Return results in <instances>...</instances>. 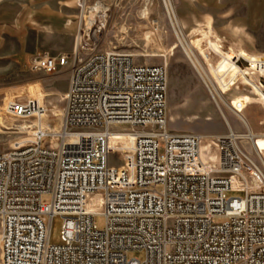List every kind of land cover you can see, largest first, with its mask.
I'll return each mask as SVG.
<instances>
[{
  "label": "built area",
  "instance_id": "1",
  "mask_svg": "<svg viewBox=\"0 0 264 264\" xmlns=\"http://www.w3.org/2000/svg\"><path fill=\"white\" fill-rule=\"evenodd\" d=\"M78 6L71 54L28 62L45 74L69 67L60 128L45 127L48 106L39 96L8 105L10 116L34 119L35 127L29 142L0 153L2 264H264V133L250 130L240 100L228 107L220 98L246 88L264 96L254 80L264 81V54L208 40L198 72L213 100L240 114L243 131L226 121L221 135L172 131L166 66L101 50L108 9ZM96 216L105 218L102 229ZM56 218L63 224L54 245ZM130 251L144 258L130 259Z\"/></svg>",
  "mask_w": 264,
  "mask_h": 264
},
{
  "label": "rangeland",
  "instance_id": "2",
  "mask_svg": "<svg viewBox=\"0 0 264 264\" xmlns=\"http://www.w3.org/2000/svg\"><path fill=\"white\" fill-rule=\"evenodd\" d=\"M169 1L177 21L169 17L164 0H0V153L11 150L17 143L29 142L32 136L28 123L34 119L14 118L7 113L11 99L24 103L28 95L43 98L48 106L43 123L51 125L56 131L60 128L63 97L69 85V67L45 74L32 72L28 62L36 54H71V51L64 49L71 41L74 46V31L78 28L80 16L78 4H100L108 9L101 50L130 53L139 64L166 66L170 130L203 136L221 135L227 133L228 128L224 123L227 121L242 132L243 128L236 118L239 116H235L218 98L220 105H216L202 81L204 74L200 75L192 66L178 42L176 32L184 35L198 59L200 47L208 48L207 52H211L208 40L218 41L217 45L214 43L216 46L234 53L262 55L264 0ZM68 21L71 22L69 25ZM196 38L199 42L194 41ZM207 75L210 78L208 72ZM254 80L260 81L264 87V81L256 77ZM246 89L247 92L233 90L227 93L222 97L223 101L228 103V100L251 98V102L245 105L247 109L243 116L249 124L248 117L253 115L251 118L256 132L251 130L249 124L250 130L257 135L263 134L264 96L258 90L255 95L250 88ZM259 95L262 99H258ZM24 121L28 123H21ZM12 123L14 126H9ZM23 126H27V130H21ZM46 144L45 139L42 147L45 148ZM258 144L263 148L264 140L260 139ZM234 196L238 195H228ZM43 202H50V196L45 195ZM95 223L102 229L105 218L96 216ZM62 224L61 218L52 221L51 244L60 243ZM127 257L142 260L144 253L130 251Z\"/></svg>",
  "mask_w": 264,
  "mask_h": 264
},
{
  "label": "crops",
  "instance_id": "3",
  "mask_svg": "<svg viewBox=\"0 0 264 264\" xmlns=\"http://www.w3.org/2000/svg\"><path fill=\"white\" fill-rule=\"evenodd\" d=\"M71 22L68 21V25L70 24ZM76 31V30H75ZM75 31H74V35H75ZM182 32V31H181ZM178 39V42L180 44V46L182 47L186 57L188 58V60L190 61V63L192 64V66L196 69V70H199V60H198V57L195 55V53L193 52L191 46L189 45V42L185 39L184 35L181 33L179 35V37L177 38ZM195 42H199L197 40V38L194 40ZM182 43V44H181ZM72 49H73V41L69 42V45H67V48L64 49L65 51H71L72 52ZM244 56H249L247 53L245 52H241ZM229 54V53H228ZM61 55H64L63 53L62 54H59L58 56H61ZM34 56V55H32ZM31 56V57H32ZM30 57V58H31ZM230 71V73L233 75L235 71H233V69L231 68V66H228V64L226 62H223L222 64V71L225 72V71ZM221 100L223 101V98L220 96ZM237 100V99H236ZM240 100L243 105H246L248 104L249 102H251V98L249 97H243L241 99H238ZM235 101V100H234ZM225 103V102H224ZM226 106H228L226 103H225ZM242 105V106H243ZM229 107V106H228ZM239 117H240V114H237ZM251 116L253 115H250V117H248L249 119V124H250V127H251V130H254L255 131V126H254V121H253V118H251ZM262 124H264V115L262 116ZM229 124V123H228ZM253 131V132H254ZM256 132V131H255Z\"/></svg>",
  "mask_w": 264,
  "mask_h": 264
},
{
  "label": "bare ground",
  "instance_id": "4",
  "mask_svg": "<svg viewBox=\"0 0 264 264\" xmlns=\"http://www.w3.org/2000/svg\"><path fill=\"white\" fill-rule=\"evenodd\" d=\"M164 2H165L166 10H167V13H168L169 17H170L172 20L175 19V20L177 21L176 14H175V12H174V9H173V7H172L170 1H169V0H164ZM172 20H171V21H172ZM174 28H175V27H174ZM174 30H175V29H174ZM176 35L179 36V33L176 32ZM181 44H182V43H181ZM187 57H188V56H187ZM216 102H217V101H215V103H216ZM216 105H218V104L216 103ZM222 116L224 117L223 114H222ZM14 122H15V121H14ZM10 123H11V122H10ZM21 123H28V122L24 121V122H21ZM226 123H227V121H226ZM9 126H14V125H13V123H12V124H9ZM28 127H29V128H28V129H29V132L32 133L33 130H34V127H35V123H34V121L28 123ZM45 127H46L47 129L51 130V131H56V130H53L54 128L51 127V125L45 124ZM15 129H16V128H15ZM17 129H18V128H17ZM20 129H21V130H27V126L20 127ZM55 142H57V140H55ZM207 149H208V147H205V148H204V150H207Z\"/></svg>",
  "mask_w": 264,
  "mask_h": 264
}]
</instances>
